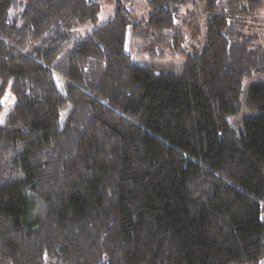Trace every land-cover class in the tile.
<instances>
[{
    "label": "trees",
    "instance_id": "16d2710c",
    "mask_svg": "<svg viewBox=\"0 0 264 264\" xmlns=\"http://www.w3.org/2000/svg\"><path fill=\"white\" fill-rule=\"evenodd\" d=\"M107 0H0V264H264V0H205L204 44L180 74L125 50L135 13L86 36ZM179 0H147L150 56L177 42ZM134 31V32H135ZM177 37H180L177 35ZM55 74L64 79L61 89ZM1 107V103H0Z\"/></svg>",
    "mask_w": 264,
    "mask_h": 264
},
{
    "label": "rangeland",
    "instance_id": "374dc122",
    "mask_svg": "<svg viewBox=\"0 0 264 264\" xmlns=\"http://www.w3.org/2000/svg\"><path fill=\"white\" fill-rule=\"evenodd\" d=\"M118 0H107L102 4L97 18L94 22L86 23L76 29L77 36H86L95 28L104 24L114 15L115 4ZM219 4V0H217ZM129 9L135 13L133 22H142L146 20L147 0H128ZM205 0H179L178 15L174 21V28L170 33L174 36L173 40L177 42L174 48H165L158 50L163 55L152 57L147 51L146 40L138 36L135 30H132L131 22L128 25L125 50L130 53L132 59L137 63L154 68L157 72H166L172 74H180L183 71V60L194 46L204 44L207 27V12L204 8ZM241 33L243 37L254 38L256 43H264V9L257 15L246 16L241 19ZM135 31V32H134ZM180 36V37H177ZM57 81L62 90H64V79L60 75H56ZM264 82V75L253 71L246 75L242 80V93L240 96V109L236 114L228 116V122L237 132L242 131L243 120L245 118L254 117L261 112L246 106V97L249 88L256 82ZM1 83V81H0ZM0 107V123H4L11 108L15 103V98L10 89V83L4 87L1 97Z\"/></svg>",
    "mask_w": 264,
    "mask_h": 264
}]
</instances>
